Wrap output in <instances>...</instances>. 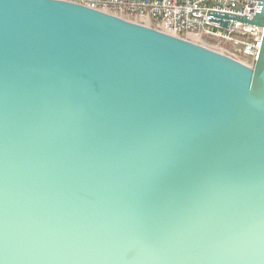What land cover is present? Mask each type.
<instances>
[{
    "label": "water",
    "instance_id": "obj_1",
    "mask_svg": "<svg viewBox=\"0 0 264 264\" xmlns=\"http://www.w3.org/2000/svg\"><path fill=\"white\" fill-rule=\"evenodd\" d=\"M0 264H264V39L0 0Z\"/></svg>",
    "mask_w": 264,
    "mask_h": 264
},
{
    "label": "built area",
    "instance_id": "obj_2",
    "mask_svg": "<svg viewBox=\"0 0 264 264\" xmlns=\"http://www.w3.org/2000/svg\"><path fill=\"white\" fill-rule=\"evenodd\" d=\"M189 39L252 67L264 29L251 22L260 0H59Z\"/></svg>",
    "mask_w": 264,
    "mask_h": 264
},
{
    "label": "bare ground",
    "instance_id": "obj_3",
    "mask_svg": "<svg viewBox=\"0 0 264 264\" xmlns=\"http://www.w3.org/2000/svg\"><path fill=\"white\" fill-rule=\"evenodd\" d=\"M188 40L193 43L199 44V42L195 38H189Z\"/></svg>",
    "mask_w": 264,
    "mask_h": 264
}]
</instances>
